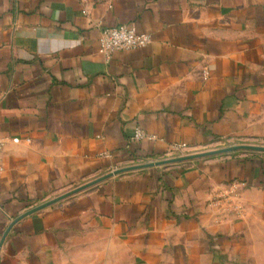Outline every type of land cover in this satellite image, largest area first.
<instances>
[{
	"label": "crops",
	"instance_id": "obj_1",
	"mask_svg": "<svg viewBox=\"0 0 264 264\" xmlns=\"http://www.w3.org/2000/svg\"><path fill=\"white\" fill-rule=\"evenodd\" d=\"M122 25L150 42L106 62ZM223 142L264 147V0H0V264H264V152L26 215Z\"/></svg>",
	"mask_w": 264,
	"mask_h": 264
},
{
	"label": "built area",
	"instance_id": "obj_2",
	"mask_svg": "<svg viewBox=\"0 0 264 264\" xmlns=\"http://www.w3.org/2000/svg\"><path fill=\"white\" fill-rule=\"evenodd\" d=\"M149 42H150V37L148 35L137 34L135 30L132 28L123 25L115 28H107L102 30L100 34L99 54L107 62L114 53L129 51L132 49H140L145 47ZM144 139L154 140L155 137L144 133L140 129H136L133 136V140L141 141ZM233 146H237V145L235 144L231 145L228 142H223L219 146H216L214 149H210V150L216 151ZM171 151L175 152L178 151V149H174ZM132 166H136V165H132ZM112 173H114V171H112L111 174Z\"/></svg>",
	"mask_w": 264,
	"mask_h": 264
},
{
	"label": "water",
	"instance_id": "obj_3",
	"mask_svg": "<svg viewBox=\"0 0 264 264\" xmlns=\"http://www.w3.org/2000/svg\"><path fill=\"white\" fill-rule=\"evenodd\" d=\"M237 151H247V152H264V147H260V146H251V145H237V146H233V147H229V148H225V149H220V150H216V151H209V152H204V153H199L196 155H191L189 157H184V158H179V159H173L170 161H163V162H158V163H150V164H145V165H137V166H133V167H129V168H125V169H121L118 171H115L114 173L107 175L101 179H98L97 181L89 184V185H84L78 189H75L69 193H66L44 205H42L41 207H38L28 213H26V215H29L31 213H33L34 211H38L39 209L57 203L63 199H66L67 197H70L74 194H77L81 191H83L84 189L100 182L101 180L107 179L109 177H112L113 175H118L120 173H125V172H129V171H133V170H137V169H143V168H148V167H152V166H157V165H162V164H171V163H177L180 161H184V160H191V159H195V158H205V157H211V156H217V155H223V154H228V153H233V152H237Z\"/></svg>",
	"mask_w": 264,
	"mask_h": 264
},
{
	"label": "rangeland",
	"instance_id": "obj_4",
	"mask_svg": "<svg viewBox=\"0 0 264 264\" xmlns=\"http://www.w3.org/2000/svg\"><path fill=\"white\" fill-rule=\"evenodd\" d=\"M196 153V152H195ZM194 152H188V153H186L187 155H189V156H191V155H193V154H195ZM196 154H198V153H196ZM184 156V155H183Z\"/></svg>",
	"mask_w": 264,
	"mask_h": 264
}]
</instances>
